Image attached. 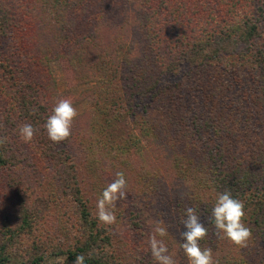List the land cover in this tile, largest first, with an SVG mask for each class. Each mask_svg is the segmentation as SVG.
I'll use <instances>...</instances> for the list:
<instances>
[{
  "label": "trees",
  "instance_id": "16d2710c",
  "mask_svg": "<svg viewBox=\"0 0 264 264\" xmlns=\"http://www.w3.org/2000/svg\"><path fill=\"white\" fill-rule=\"evenodd\" d=\"M56 61L97 99L90 124H73L59 144L44 128L60 99ZM128 120L132 134H117ZM25 123L38 129L30 144L74 202L77 219L65 225L72 220L75 244L64 251L44 243L38 210L17 192L10 204L20 221L0 230V264H56L60 256L74 264L77 255L84 264H122L84 197L67 147L78 141L106 176L122 171L127 186L141 177L143 199L160 198L158 222L168 233L184 231L191 206L208 228L200 245L218 264H264V0H0V137H8L0 171L21 164L15 142ZM145 141L164 149L153 151L167 161L159 172ZM224 191L245 204L246 248L221 239L210 222ZM132 221L146 222L137 214Z\"/></svg>",
  "mask_w": 264,
  "mask_h": 264
},
{
  "label": "rangeland",
  "instance_id": "374dc122",
  "mask_svg": "<svg viewBox=\"0 0 264 264\" xmlns=\"http://www.w3.org/2000/svg\"><path fill=\"white\" fill-rule=\"evenodd\" d=\"M51 67L57 82L60 98H70L78 112V116L73 121L74 126L76 128L87 127L90 124L89 122L92 121L94 115L92 108L97 102V99L88 91L91 85H84L77 82L71 66L66 61H56L52 63ZM123 115L126 116L127 114ZM123 119L124 117H122ZM118 125L119 127L116 130L117 134H123L124 136H130L132 134L130 120L127 122H119ZM102 131L101 128L100 132ZM137 134L140 136L139 132ZM15 143L19 144L22 153L16 152L15 147L12 145L13 150L17 153L18 158L22 159V162L17 167L0 171V230L5 225L15 227L19 224L20 220L14 215L12 205L10 204L17 200L19 197L17 192H19L21 197L29 200L32 207L34 206L38 210L39 223H36V233L41 236L40 239L44 243L54 242V245L59 246L64 251L70 247L73 248L75 238L74 234L70 232L73 231L71 226L72 220L67 225H65V220L68 217L74 221L77 219V216L75 215L73 200L60 190L62 178L52 173L50 171L51 167H49L51 165L38 157L37 151L32 147L33 144L24 143L21 139ZM144 144L147 150L148 162L150 161L149 157H152V159L150 158V166L157 167L156 170L159 172L164 168V165H167V161L165 158H161L160 152L156 155L153 151L159 149L163 153L164 149L158 146H154L157 149L151 148L149 141H145ZM72 145H70L71 148L69 146L67 147L69 153L73 154L72 156L75 158V160H72L75 163V168L77 164L81 168H79L78 176L82 182L81 187L83 188V193H85L84 197L91 201L90 205L96 213L97 200L100 198L103 189L114 178L108 175L106 176L103 172H99V165L90 166L91 161L87 159L85 151L80 146V141L74 142ZM134 165L131 168L135 167ZM138 166L140 168L142 163L140 164L139 162ZM136 168L139 169L138 167ZM131 176L134 175L131 174ZM131 178L133 181L127 186L126 198L119 200L115 209H113L117 217V223L110 227L100 224L108 233L112 234L114 249L116 250L115 257L122 264H157L151 255L148 240L160 218V213L158 212H162L164 209L162 207V211H158L160 208L154 203L155 201H159L160 198L158 196H152L155 200L152 198L143 199L142 192L145 182L140 179V176ZM134 202L140 203L139 208L141 213H137ZM136 214L140 217L142 216V219L147 222L145 224L141 223L142 226L140 228L138 226L136 227L134 221H132V218H135ZM163 226L165 225L163 224ZM179 233L180 228L177 231L169 232L161 239L164 240L168 247L169 255L174 258L176 264H188V259L181 248L183 241L180 239ZM174 236L176 237L172 238ZM28 240L30 243L32 242L30 237ZM53 260L56 264H73L67 262L65 256H60ZM25 261L26 259H20L14 264H25Z\"/></svg>",
  "mask_w": 264,
  "mask_h": 264
},
{
  "label": "clouds",
  "instance_id": "9594fccd",
  "mask_svg": "<svg viewBox=\"0 0 264 264\" xmlns=\"http://www.w3.org/2000/svg\"><path fill=\"white\" fill-rule=\"evenodd\" d=\"M78 112L70 98H60L52 108V114L48 116L44 128L48 138L59 144L71 136V129ZM38 129L25 123L19 126L18 134L24 143H30ZM8 137H0V145L7 143ZM127 180L125 174L117 172L115 179L102 191L96 203V218L106 226L117 223V217L113 209L119 200L127 196ZM201 215L194 207L185 209V218L182 219L184 231L179 233L181 248L188 259V264H218L213 259L211 248H202L200 241L208 235L206 224L201 221ZM245 204L242 200L233 197L230 191L217 193L216 201L211 211L210 222L214 225L216 234L221 239H227L232 244L246 248L252 238V230L244 223ZM168 234L163 222H157L148 240V246L152 257L157 264H176L174 258L169 255V250L164 240ZM84 255H77L74 264H84Z\"/></svg>",
  "mask_w": 264,
  "mask_h": 264
}]
</instances>
